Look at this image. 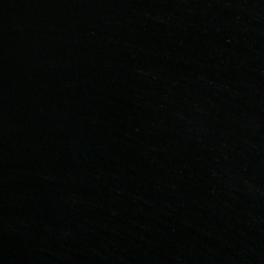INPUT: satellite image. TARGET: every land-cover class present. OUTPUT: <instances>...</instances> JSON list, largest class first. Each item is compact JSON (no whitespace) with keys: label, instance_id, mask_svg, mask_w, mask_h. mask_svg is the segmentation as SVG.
Masks as SVG:
<instances>
[{"label":"water","instance_id":"obj_1","mask_svg":"<svg viewBox=\"0 0 264 264\" xmlns=\"http://www.w3.org/2000/svg\"><path fill=\"white\" fill-rule=\"evenodd\" d=\"M0 264H264V0H0Z\"/></svg>","mask_w":264,"mask_h":264}]
</instances>
